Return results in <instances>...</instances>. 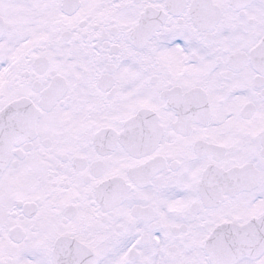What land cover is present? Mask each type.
<instances>
[{
    "label": "snow or ice",
    "instance_id": "1",
    "mask_svg": "<svg viewBox=\"0 0 264 264\" xmlns=\"http://www.w3.org/2000/svg\"><path fill=\"white\" fill-rule=\"evenodd\" d=\"M0 264H264V0H0Z\"/></svg>",
    "mask_w": 264,
    "mask_h": 264
}]
</instances>
